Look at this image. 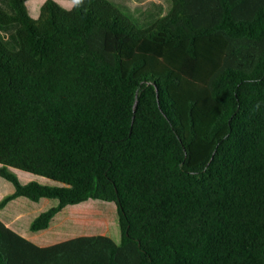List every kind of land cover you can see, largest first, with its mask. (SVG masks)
Here are the masks:
<instances>
[{"label": "trees", "instance_id": "16d2710c", "mask_svg": "<svg viewBox=\"0 0 264 264\" xmlns=\"http://www.w3.org/2000/svg\"><path fill=\"white\" fill-rule=\"evenodd\" d=\"M9 2L0 177L15 190L0 209L57 201L40 232L68 206L112 202L121 238L41 247L0 219V264H264V0H171L144 29L108 0H46L38 18Z\"/></svg>", "mask_w": 264, "mask_h": 264}, {"label": "rangeland", "instance_id": "374dc122", "mask_svg": "<svg viewBox=\"0 0 264 264\" xmlns=\"http://www.w3.org/2000/svg\"><path fill=\"white\" fill-rule=\"evenodd\" d=\"M108 1H110L122 15L130 19L136 27L140 29L151 26L156 20L165 16L171 8V0ZM0 9L9 14H14L15 12L9 0H0ZM15 26L17 25L12 24L9 26H2L0 24V34L5 33L12 35L13 42L7 43L8 48L11 50L17 48L18 45ZM8 171L14 175L21 184L35 182L40 185L50 187L62 186L60 183L37 175L28 174L15 169H8ZM11 187H14L11 182L2 179V184L0 185V196L6 197ZM56 204L57 201H50L51 206H55ZM42 206L44 207V205ZM38 208H36L33 212L31 208L21 204H15L6 210H0V217H4L5 215L13 216L15 212H20L23 214L21 217L22 219L20 220L21 224L30 232L31 222H29V219L32 215H34ZM88 210H99L106 214L109 219L107 221H103L96 215L86 218L87 216L84 217V213ZM61 229L64 232L62 236L63 239L66 237L72 238L84 235H107L112 237L116 242H119L121 238L119 216L116 205L112 202L101 200H88L79 205H72L65 208L60 214V230Z\"/></svg>", "mask_w": 264, "mask_h": 264}, {"label": "crops", "instance_id": "0c3cea01", "mask_svg": "<svg viewBox=\"0 0 264 264\" xmlns=\"http://www.w3.org/2000/svg\"><path fill=\"white\" fill-rule=\"evenodd\" d=\"M45 1L46 0H24V3H26L28 13L30 14V16L32 18H38L39 17L40 9H41L42 5L45 3ZM55 1L66 9H71L75 5L74 0H55ZM14 25H17V26H15V33H16L17 28H18V24H14ZM0 35H1V40L6 45H7V43L13 42L11 34L1 33ZM18 48H19V45H17V48H15L14 50H18ZM2 179H4V178L0 177V185L2 184ZM14 190H15V188L11 187L7 195L12 194L14 192ZM3 198L4 197L0 196V202ZM50 201H52V200L44 198V199H41L39 202H33L27 198L20 197V198H17L15 200L11 201L5 208L0 209V210H6L15 204H21V205H24L28 208H31L33 210V212L36 208L39 207L37 209V211H35L34 215H32L29 219V222L32 223V221L38 215H40L42 212H44V211H46L52 207L50 205ZM42 205H44V207ZM61 213L62 212H60L55 217V219L52 221L50 227L47 230L40 231V232L30 231L31 233L26 229L25 226H23L21 224L20 220L22 219L21 217L23 216V214H21L20 212H18V213L15 212L13 216L5 215L4 217H0V219L8 227L13 229L14 231L19 233L20 235H22L26 239L32 241L33 243L37 244L38 246L46 247V246H50V245L71 239V237H66L64 239L62 238L64 232L62 231V229L60 230V214ZM72 238H75V237H72Z\"/></svg>", "mask_w": 264, "mask_h": 264}, {"label": "clouds", "instance_id": "9594fccd", "mask_svg": "<svg viewBox=\"0 0 264 264\" xmlns=\"http://www.w3.org/2000/svg\"><path fill=\"white\" fill-rule=\"evenodd\" d=\"M75 4L80 5L82 3V0H74Z\"/></svg>", "mask_w": 264, "mask_h": 264}]
</instances>
